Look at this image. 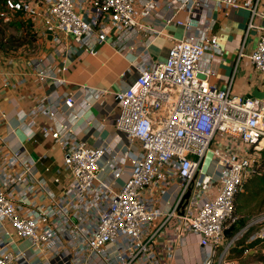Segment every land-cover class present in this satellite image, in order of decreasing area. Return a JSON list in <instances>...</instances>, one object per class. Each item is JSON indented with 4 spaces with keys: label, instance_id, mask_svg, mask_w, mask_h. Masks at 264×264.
<instances>
[{
    "label": "built area",
    "instance_id": "2783aa9c",
    "mask_svg": "<svg viewBox=\"0 0 264 264\" xmlns=\"http://www.w3.org/2000/svg\"><path fill=\"white\" fill-rule=\"evenodd\" d=\"M138 1L143 16L158 3L4 1L0 19L19 13L30 20L36 34L50 35L56 56L77 47L94 56L100 46L126 49L131 58L121 75L136 76L117 88L78 83L82 98L77 102L72 92L57 90L67 84L65 65L28 60L38 82L29 107L15 106L11 117L0 107V264H177L171 247L165 256L158 249L157 231L170 221L179 227L177 240L193 234L205 249L199 261L184 264H234L225 261L231 246L264 220L246 223L220 249L224 230L239 219L237 193L261 173L264 97L232 95L231 81L223 88L212 82L220 45L216 35L208 34L213 20L196 22L206 4L224 14L229 8L246 9L247 31L258 32L246 56L264 72V0H168L173 13L163 25L183 26L186 34L168 35L163 60L148 52L162 30L135 20ZM178 12L185 13L183 20L174 19ZM255 17L260 24L253 23ZM135 47L140 50L133 55ZM243 55L240 49L237 57ZM4 62L0 50V87L14 88ZM106 97L115 102L112 128L125 142L120 150L107 143L89 146L78 138L79 126L92 124L93 116L82 117L85 110ZM37 134L60 149L57 172L63 171V178L41 174L38 162L44 156L35 157L26 147ZM50 170L43 167L45 173ZM212 186L218 193L209 198L205 192ZM263 236L260 223L248 241Z\"/></svg>",
    "mask_w": 264,
    "mask_h": 264
},
{
    "label": "crops",
    "instance_id": "0c3cea01",
    "mask_svg": "<svg viewBox=\"0 0 264 264\" xmlns=\"http://www.w3.org/2000/svg\"><path fill=\"white\" fill-rule=\"evenodd\" d=\"M167 1L158 0L155 9L148 16L141 14L142 6L140 2L135 3L137 11L135 20L162 30L163 34H159L148 47L150 55L158 60H163L167 55V50L170 46L168 35L181 37L186 34L183 26L174 24L163 25L165 18L173 13V9L168 8L166 5L165 2ZM184 18L185 13L178 12L174 19L183 20ZM207 20H213L208 34L216 35L220 45V54L214 59L216 75L212 79V82L218 87L223 88L231 81L230 93L232 95L246 97L248 94L256 91L258 93L257 98H263L264 72L255 69L253 63L246 56L255 48L258 36V32L254 27L247 31L249 12L242 8H229L226 14H224V9L214 5H211L209 8L208 4H206L202 9V13L198 15L196 22L203 25V23L207 24L205 22ZM253 23L258 25L261 23V19L255 17ZM144 34L141 31L137 39L139 41L143 39ZM49 40L48 37L45 35L41 36V33L37 32L36 43L38 45L33 51L28 53L19 50L14 56L3 53L4 68L11 72V79L16 83L14 88L0 87V107L7 111L10 117L13 115V109L17 105H19V108L27 109L30 105L32 94L37 90L38 82L27 65L30 59L40 61L41 66H45L49 62H53L55 65H65L66 71L63 73V76L67 80V84L60 86L57 90L60 93L72 92L77 102L82 98L76 90L78 83H86L97 87L117 88L119 84H130L136 76L135 72L126 76L121 75L128 65L126 58H131L126 53L128 52L126 49L113 52L107 45L100 46L97 49V54L94 56L77 47L73 52L56 56L53 52V45ZM240 49H243L244 55L237 57ZM138 50L140 48L135 47V51L132 54H136ZM6 59L10 60L9 65L6 64ZM114 104L115 102L111 98L106 97L95 102L89 110H85L82 117L89 119V117L93 116V120L92 124L85 128L80 129L81 126H79L77 129L79 140L89 146L107 143L109 146H113L115 150H120L123 147L125 143L123 137L112 128V121L115 115ZM103 119H105L104 125L102 124ZM11 122L14 123L13 120ZM26 147L33 156H44L38 162L39 170L43 176L59 174L63 178V171L57 172L58 168H60L59 166H61V152L51 139L43 138L40 134H37L35 140L26 143ZM45 165L50 167L49 173L43 172ZM126 176L127 173L122 175L119 184ZM217 193L218 186H212L211 189L206 190L205 195L212 198ZM159 222L160 220L154 224L155 228L159 225ZM178 229L179 227L174 226L173 221H170L157 231L160 254L165 256L167 247H171L173 262L184 264L186 261H199L205 253V249H202L198 245L197 239L193 234H185L182 240H177L176 234ZM251 231L252 229L250 230L252 234L253 232Z\"/></svg>",
    "mask_w": 264,
    "mask_h": 264
},
{
    "label": "rangeland",
    "instance_id": "374dc122",
    "mask_svg": "<svg viewBox=\"0 0 264 264\" xmlns=\"http://www.w3.org/2000/svg\"><path fill=\"white\" fill-rule=\"evenodd\" d=\"M34 27L26 19L22 17L10 15L9 21H2L0 19V50L4 54L14 56L19 50L26 52L33 51L37 47L36 36L34 34ZM211 158L210 152L207 153V160ZM205 167H203L204 169ZM207 169V167H206ZM260 198L248 202L244 209L236 211V215L239 219H244L246 223L252 220H260L264 218V203L260 204ZM237 206V203H235ZM264 224V220L260 222ZM259 224H255L256 227L249 228L246 232H242L238 237L235 244L231 246L228 254L225 257V261H232L234 264H264V236L259 239V242L252 248H248L241 255L237 253V249L245 247L248 243V237L251 232L259 229ZM239 227L237 231L240 229ZM235 231V232H237ZM228 237H225L221 244L220 249L227 243ZM218 258L215 259L217 262Z\"/></svg>",
    "mask_w": 264,
    "mask_h": 264
},
{
    "label": "trees",
    "instance_id": "16d2710c",
    "mask_svg": "<svg viewBox=\"0 0 264 264\" xmlns=\"http://www.w3.org/2000/svg\"><path fill=\"white\" fill-rule=\"evenodd\" d=\"M5 0H0V10L3 9V4ZM16 16L21 17L19 13L14 14ZM23 18V17H22ZM24 19V18H23ZM30 24L31 21L26 19ZM33 26V24H32ZM34 34L36 36V31L34 30ZM259 171L261 172L260 174H254L250 178L246 180L244 183V188L243 191L240 193H237L235 197V203H237L236 209L237 211H240L245 208V206L248 204V202L253 201L259 197L260 198V204L264 203V160L261 161V164L259 166ZM246 225V222L244 219H238L236 224H234L233 229L231 231L230 237L237 231L239 227H243ZM259 242V239H253L245 245V247H240L237 249V253L240 255L247 250L248 248L254 247Z\"/></svg>",
    "mask_w": 264,
    "mask_h": 264
},
{
    "label": "water",
    "instance_id": "95a60500",
    "mask_svg": "<svg viewBox=\"0 0 264 264\" xmlns=\"http://www.w3.org/2000/svg\"><path fill=\"white\" fill-rule=\"evenodd\" d=\"M47 33H49V31H47ZM48 39H51L50 35H48ZM253 96L257 97L258 96V93L256 91H254L253 93L247 95V97H253ZM188 197H189V192L186 193V195H185L184 198L187 199ZM233 227L234 226L231 225V226H229L228 228H226L224 230V236L225 237H229L230 236Z\"/></svg>",
    "mask_w": 264,
    "mask_h": 264
}]
</instances>
